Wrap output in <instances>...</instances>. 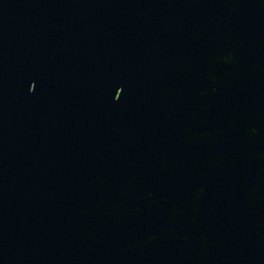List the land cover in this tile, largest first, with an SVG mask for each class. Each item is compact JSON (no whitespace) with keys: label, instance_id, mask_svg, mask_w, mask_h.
<instances>
[{"label":"water","instance_id":"1","mask_svg":"<svg viewBox=\"0 0 264 264\" xmlns=\"http://www.w3.org/2000/svg\"><path fill=\"white\" fill-rule=\"evenodd\" d=\"M0 264H264V0H0Z\"/></svg>","mask_w":264,"mask_h":264}]
</instances>
